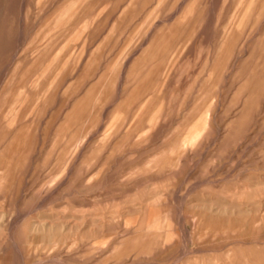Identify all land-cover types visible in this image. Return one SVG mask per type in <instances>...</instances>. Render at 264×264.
<instances>
[{
    "label": "rangeland",
    "instance_id": "obj_1",
    "mask_svg": "<svg viewBox=\"0 0 264 264\" xmlns=\"http://www.w3.org/2000/svg\"><path fill=\"white\" fill-rule=\"evenodd\" d=\"M0 264H264V0H0Z\"/></svg>",
    "mask_w": 264,
    "mask_h": 264
}]
</instances>
